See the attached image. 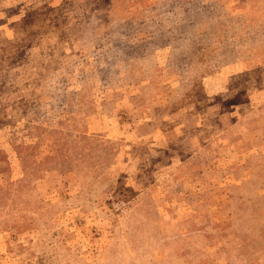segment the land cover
<instances>
[{"label": "rangeland", "instance_id": "obj_1", "mask_svg": "<svg viewBox=\"0 0 264 264\" xmlns=\"http://www.w3.org/2000/svg\"><path fill=\"white\" fill-rule=\"evenodd\" d=\"M0 264H264V0H0Z\"/></svg>", "mask_w": 264, "mask_h": 264}]
</instances>
